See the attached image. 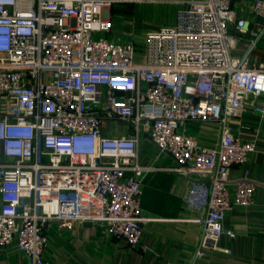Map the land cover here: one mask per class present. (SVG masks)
<instances>
[{"label":"built area","instance_id":"2783aa9c","mask_svg":"<svg viewBox=\"0 0 264 264\" xmlns=\"http://www.w3.org/2000/svg\"><path fill=\"white\" fill-rule=\"evenodd\" d=\"M136 1L0 0V248L16 245L31 264H51L54 221L102 226L146 249L154 218L141 198L154 168L140 163L142 137L173 160L167 169L188 180L187 210L202 214L189 264L222 250L226 216L255 202L258 183L229 175L260 148L230 122L249 104L264 117V65L233 50L237 33L255 46L263 26L237 0H186L141 47L133 31L112 34L111 8ZM249 8L264 17V0ZM193 122L217 124L219 142L201 145ZM113 124L130 131L111 135Z\"/></svg>","mask_w":264,"mask_h":264},{"label":"crops","instance_id":"0c3cea01","mask_svg":"<svg viewBox=\"0 0 264 264\" xmlns=\"http://www.w3.org/2000/svg\"><path fill=\"white\" fill-rule=\"evenodd\" d=\"M186 0H149L154 5L177 3L184 8ZM253 0H237L235 6L242 16L252 21V27L263 26V35L254 46L251 35L236 34L238 43L233 50L236 57L250 55L249 64L264 65V25L250 10ZM111 8V19L116 11ZM176 13L173 17L175 22ZM171 24V23H170ZM115 31V30H114ZM114 35V34H113ZM138 39V35H137ZM108 124V122H106ZM234 134L243 140L254 141L260 148L246 165L233 166L230 179L248 176L258 183L255 202L236 205L226 216L224 233L219 241L222 250H207L200 264H264V117L248 105L240 118L231 120ZM114 125L111 135L127 134L130 129ZM189 130L195 132L203 146H215L220 140L217 124L193 122ZM140 163L152 166L145 178L141 198L142 212L154 218L144 229L145 250L132 248L124 239L111 236L104 227L78 223L74 228H63L57 221L48 229V243L44 257L51 264H189L202 231V214L187 210L185 194L188 180L167 167L174 165L167 155L146 137L139 142ZM233 231L231 237L228 232ZM223 249L229 250V252ZM0 264H31L16 245L0 248Z\"/></svg>","mask_w":264,"mask_h":264},{"label":"rangeland","instance_id":"374dc122","mask_svg":"<svg viewBox=\"0 0 264 264\" xmlns=\"http://www.w3.org/2000/svg\"><path fill=\"white\" fill-rule=\"evenodd\" d=\"M149 0H138L134 3H117L114 5L117 10L116 17L112 20L115 25L112 34L124 35V32H134L138 35V44L142 47L145 33L148 30L173 24V17L180 5L177 3L154 5ZM110 35V33H108Z\"/></svg>","mask_w":264,"mask_h":264},{"label":"water","instance_id":"95a60500","mask_svg":"<svg viewBox=\"0 0 264 264\" xmlns=\"http://www.w3.org/2000/svg\"><path fill=\"white\" fill-rule=\"evenodd\" d=\"M256 20H257V22H259L260 24H263V25H264V17H262V16H257Z\"/></svg>","mask_w":264,"mask_h":264}]
</instances>
